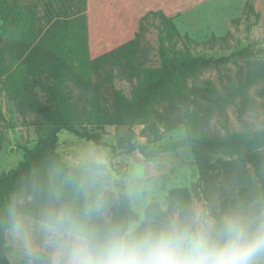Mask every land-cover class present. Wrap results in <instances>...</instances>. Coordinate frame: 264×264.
<instances>
[{
  "label": "trees",
  "instance_id": "trees-1",
  "mask_svg": "<svg viewBox=\"0 0 264 264\" xmlns=\"http://www.w3.org/2000/svg\"><path fill=\"white\" fill-rule=\"evenodd\" d=\"M74 0H43L44 23L37 22L36 7L0 0V31L6 46L19 61L16 73L6 69L0 50V83L7 99L9 117L0 106V121L16 126V115H32L39 130L32 146L24 147L18 165L0 174V200L34 164L48 157L62 156L60 133H69L94 144L110 147L114 156L122 152L102 139L106 126L124 125L131 132L126 152L138 150L147 161L189 147L194 155L198 181L190 188L175 186L171 195L195 200L199 191L218 192L223 202L264 187V125L253 129L230 128L228 110L236 109L239 120L254 107L252 89L260 86L264 99V48L254 43L228 54L196 53L200 45L224 49L226 36L212 35L198 41L182 34L174 19L163 10H151L139 21L129 41L91 58L88 46L86 0L84 7ZM244 15L250 32L261 18L253 2L247 1ZM82 19L84 36H76V19ZM237 21V20H236ZM157 29V47L146 39L150 28ZM155 51L159 63L152 64ZM235 71L232 72V67ZM214 70L217 79L202 78ZM131 85L128 96L116 81ZM218 117L224 133L208 127ZM146 143H137L136 127ZM166 131L185 127L182 139L149 148ZM4 137L0 131V151ZM0 260L10 264L0 244Z\"/></svg>",
  "mask_w": 264,
  "mask_h": 264
},
{
  "label": "clouds",
  "instance_id": "clouds-1",
  "mask_svg": "<svg viewBox=\"0 0 264 264\" xmlns=\"http://www.w3.org/2000/svg\"><path fill=\"white\" fill-rule=\"evenodd\" d=\"M111 167L103 144L31 166L0 200L5 256L16 264H264V187L194 201L170 194L155 161L119 183Z\"/></svg>",
  "mask_w": 264,
  "mask_h": 264
},
{
  "label": "rangeland",
  "instance_id": "rangeland-1",
  "mask_svg": "<svg viewBox=\"0 0 264 264\" xmlns=\"http://www.w3.org/2000/svg\"><path fill=\"white\" fill-rule=\"evenodd\" d=\"M247 1L253 2L255 8L260 11L261 18L259 23L254 26L250 32L246 31V19L244 15L245 4ZM20 5H27L31 8L36 7L37 22L44 23V5L43 0H17ZM144 7L139 11L146 13L151 10H163L168 16L172 17L182 34H189L192 38L198 41L208 40L212 35L226 36L227 42L224 49H210L207 45H200L194 51L196 53H205L212 55L228 54L232 50L241 48L248 43H254L256 48H264V0H145ZM74 6L84 7V0H74ZM110 5L107 0H96L89 3L88 12L91 19L89 21V29L91 31L101 29V25L106 22L107 13L110 10ZM100 17V18H99ZM121 18V17H120ZM118 18L116 26H124L131 24L133 30L136 20ZM102 19V20H100ZM237 20V21H236ZM76 23V36L79 40L84 36V31L81 28L83 20L78 18ZM113 26V21H110ZM107 24V23H106ZM88 29V21L86 22ZM122 26V27H123ZM146 39L154 47H157V29L150 28L146 34ZM0 50L6 56V69L8 72L16 73L19 61L15 60L9 49L6 46V36L0 31ZM152 64L157 65L159 59L155 51L151 53ZM232 72L235 67H232ZM202 78L217 79V73L214 70L204 72ZM116 85L122 88L125 93L131 95V85L126 81H116ZM260 86L252 89V97L254 99V107L251 111L243 115V119L239 120L236 109L234 107L228 110V122L233 130H241L244 126L252 127L253 129L261 128L264 125V99H262L257 90ZM0 106L4 114L9 117L7 108V99L5 92L2 90L0 83ZM17 124L14 127L7 125L4 121H0V131L4 137L3 149L0 151V174L8 171L18 165L23 159L24 147H32L39 138V130L35 125L31 124L32 115H28L25 119L16 115ZM161 139L152 141L149 148H156L160 144H165L173 140L182 139L186 134L185 127H180L176 130L166 131L162 127ZM143 126L136 127L137 137L133 142L146 143L147 138L141 135ZM208 129L211 132L224 133L220 126L218 117L214 118ZM102 133V139L106 142L114 144L117 150L122 153L119 156H114L110 147H107L111 154L112 167L111 173L117 183L121 178L127 175L133 168L140 166L141 162L147 161L145 157L138 151L126 152L128 149V141L131 137V132L127 126L111 125L106 126ZM61 145L59 151L62 156H72L81 150L83 147L94 144L86 139L77 137L68 131L60 133ZM159 165V177L164 184L170 189L175 186L188 187L198 181L199 171L191 151V148H180L175 152L164 153L154 160ZM151 162V161H148ZM218 200L222 201L218 192L207 191L206 193L199 191L195 195L194 201L199 200ZM10 264H16V261L8 255Z\"/></svg>",
  "mask_w": 264,
  "mask_h": 264
},
{
  "label": "crops",
  "instance_id": "crops-1",
  "mask_svg": "<svg viewBox=\"0 0 264 264\" xmlns=\"http://www.w3.org/2000/svg\"><path fill=\"white\" fill-rule=\"evenodd\" d=\"M95 1L96 0H86L88 46L91 58H96L132 39L139 29V21L141 17L146 14L144 10L140 13L139 11L144 7V3L147 5L145 0H107L112 6L107 13L106 22L100 24L101 29L98 28L97 30L91 31V28L89 29V21L91 22L92 16L90 17L87 7L89 3H93ZM118 18L121 19L122 24H124L122 22L124 19L136 20L133 30L131 29V24H128L125 28L123 25V27L121 25L117 27L114 22H116ZM110 21H113V26Z\"/></svg>",
  "mask_w": 264,
  "mask_h": 264
}]
</instances>
